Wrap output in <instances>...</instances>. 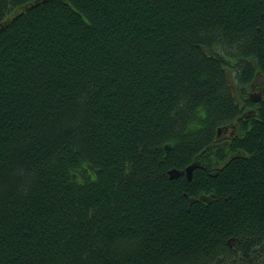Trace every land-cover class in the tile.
Masks as SVG:
<instances>
[{"label":"trees","instance_id":"16d2710c","mask_svg":"<svg viewBox=\"0 0 264 264\" xmlns=\"http://www.w3.org/2000/svg\"><path fill=\"white\" fill-rule=\"evenodd\" d=\"M0 264H264V0H0Z\"/></svg>","mask_w":264,"mask_h":264},{"label":"water","instance_id":"95a60500","mask_svg":"<svg viewBox=\"0 0 264 264\" xmlns=\"http://www.w3.org/2000/svg\"><path fill=\"white\" fill-rule=\"evenodd\" d=\"M197 167V163L194 162L192 164H190L189 166H187V168L184 171H180L178 169H173L170 172L173 174L175 173L176 176H178L179 174H183V173H187L188 177L191 178L192 177V172L193 170Z\"/></svg>","mask_w":264,"mask_h":264},{"label":"bare ground","instance_id":"6f19581e","mask_svg":"<svg viewBox=\"0 0 264 264\" xmlns=\"http://www.w3.org/2000/svg\"><path fill=\"white\" fill-rule=\"evenodd\" d=\"M197 163V167H199L200 166V164H199V162H196ZM187 168V167H186ZM186 173V172H185ZM193 173V172H192ZM187 174V173H186ZM179 175H181V174H179ZM178 175V176H179Z\"/></svg>","mask_w":264,"mask_h":264},{"label":"flooded vegetation","instance_id":"af4514ba","mask_svg":"<svg viewBox=\"0 0 264 264\" xmlns=\"http://www.w3.org/2000/svg\"><path fill=\"white\" fill-rule=\"evenodd\" d=\"M233 133V132H232Z\"/></svg>","mask_w":264,"mask_h":264}]
</instances>
